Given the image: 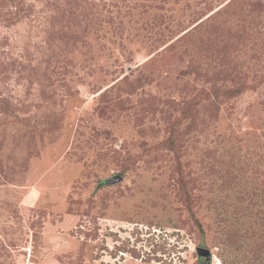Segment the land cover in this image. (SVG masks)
Segmentation results:
<instances>
[{
	"label": "rangeland",
	"instance_id": "rangeland-1",
	"mask_svg": "<svg viewBox=\"0 0 264 264\" xmlns=\"http://www.w3.org/2000/svg\"><path fill=\"white\" fill-rule=\"evenodd\" d=\"M0 264H264V0H0Z\"/></svg>",
	"mask_w": 264,
	"mask_h": 264
},
{
	"label": "water",
	"instance_id": "water-1",
	"mask_svg": "<svg viewBox=\"0 0 264 264\" xmlns=\"http://www.w3.org/2000/svg\"><path fill=\"white\" fill-rule=\"evenodd\" d=\"M117 181H120V179H115V180H112V183H116ZM204 254H206V256H208V253H207V251H206Z\"/></svg>",
	"mask_w": 264,
	"mask_h": 264
}]
</instances>
